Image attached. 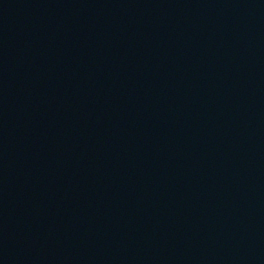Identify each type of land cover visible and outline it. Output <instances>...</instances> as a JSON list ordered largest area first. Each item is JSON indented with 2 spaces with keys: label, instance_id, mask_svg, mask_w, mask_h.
Returning a JSON list of instances; mask_svg holds the SVG:
<instances>
[{
  "label": "water",
  "instance_id": "95a60500",
  "mask_svg": "<svg viewBox=\"0 0 264 264\" xmlns=\"http://www.w3.org/2000/svg\"><path fill=\"white\" fill-rule=\"evenodd\" d=\"M0 264H264V0H0Z\"/></svg>",
  "mask_w": 264,
  "mask_h": 264
}]
</instances>
